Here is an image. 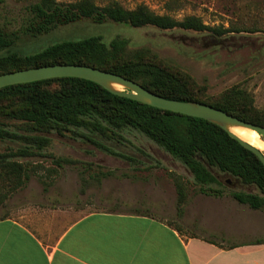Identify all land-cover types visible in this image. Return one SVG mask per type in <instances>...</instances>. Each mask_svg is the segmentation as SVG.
Masks as SVG:
<instances>
[{
  "label": "trees",
  "instance_id": "obj_1",
  "mask_svg": "<svg viewBox=\"0 0 264 264\" xmlns=\"http://www.w3.org/2000/svg\"><path fill=\"white\" fill-rule=\"evenodd\" d=\"M82 20L96 25L112 22L132 28L152 26L160 30L212 32L219 38L239 32L233 28H212L193 16L177 20L159 15L145 5L126 9L117 1L99 6L94 0L69 3L33 0L27 7L20 31L0 26V50L8 52L0 56V75L57 64L85 65L121 75L164 98L203 103L264 127V112L253 107L246 92L233 88L222 99L211 101L205 97L206 88L200 87L191 75L166 64L150 49H132L130 41L123 37L110 42L99 36L64 40L26 54L15 50L26 38L36 40ZM54 133L70 134L134 166L139 163L134 156L112 146L131 143L130 136L139 133L186 166L201 186L202 193L223 195L220 189L205 188L220 185L209 167L216 168L259 190V194L233 192L232 197L238 203L254 210L264 209V165L220 126L114 95L94 82L79 78H56L0 89V142L20 144L16 152L0 153V180L9 181L8 190L0 197L2 204L31 177L19 158L41 154L50 146L49 135ZM137 150L152 158L141 148ZM57 162L60 166L72 161L58 159ZM101 176L110 177L112 172H102ZM175 184L177 214L181 217L186 198L180 177L175 179ZM167 223L179 232L184 231L179 224L169 220ZM254 244H264V240Z\"/></svg>",
  "mask_w": 264,
  "mask_h": 264
},
{
  "label": "rangeland",
  "instance_id": "obj_2",
  "mask_svg": "<svg viewBox=\"0 0 264 264\" xmlns=\"http://www.w3.org/2000/svg\"><path fill=\"white\" fill-rule=\"evenodd\" d=\"M33 0H3L0 4V26L20 31L27 7ZM73 2L76 0H58ZM105 6L117 1L126 9L145 5L159 15L177 20L200 18L212 28L238 29L222 38L212 32L160 30L148 26L132 28L107 22L96 25L89 20L60 27L52 34L36 40L26 38L16 51L34 53L64 40H79L99 36L106 42L116 37L130 41L132 49L147 48L152 53L191 75L205 97L218 101L231 89L246 92L253 107L264 112V0H94ZM8 54L0 50V56ZM122 89V88H120ZM51 144L32 158H19L31 175L29 181L0 202V218L27 207L49 208L65 206L78 209L77 215L91 212H156L166 208L169 221L183 227V232L204 236L225 246L264 240V209L254 210L238 203L233 192L259 194L234 177L210 168L220 185L205 186L220 189L222 196L206 195L194 175L180 161L145 136L135 133L131 143L112 146L134 156L139 163L107 154L70 134L49 135ZM264 140V139H263ZM20 144L0 142V153L16 152ZM151 155L143 156L137 149ZM58 159L71 163L59 166ZM112 172L103 177L102 172ZM180 177L185 191V212L177 214L178 192L175 179ZM1 182L0 197L8 190V180ZM202 224L208 226L206 229Z\"/></svg>",
  "mask_w": 264,
  "mask_h": 264
},
{
  "label": "crops",
  "instance_id": "obj_3",
  "mask_svg": "<svg viewBox=\"0 0 264 264\" xmlns=\"http://www.w3.org/2000/svg\"><path fill=\"white\" fill-rule=\"evenodd\" d=\"M78 211L33 206L0 218V264H264V244L225 246L179 232L167 223L165 207Z\"/></svg>",
  "mask_w": 264,
  "mask_h": 264
},
{
  "label": "water",
  "instance_id": "obj_4",
  "mask_svg": "<svg viewBox=\"0 0 264 264\" xmlns=\"http://www.w3.org/2000/svg\"><path fill=\"white\" fill-rule=\"evenodd\" d=\"M56 78L84 79L102 86L114 95L138 101L161 110L214 123L224 129L241 146L254 153L264 165V154L232 131V128H246L256 131L264 139V127L243 121L203 103L183 102L164 98L130 79L98 68L76 64H57L19 70L0 75V89Z\"/></svg>",
  "mask_w": 264,
  "mask_h": 264
},
{
  "label": "bare ground",
  "instance_id": "obj_5",
  "mask_svg": "<svg viewBox=\"0 0 264 264\" xmlns=\"http://www.w3.org/2000/svg\"><path fill=\"white\" fill-rule=\"evenodd\" d=\"M232 131L264 154V140L256 131L246 128H232Z\"/></svg>",
  "mask_w": 264,
  "mask_h": 264
}]
</instances>
